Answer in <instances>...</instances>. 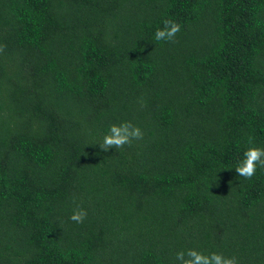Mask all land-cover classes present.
<instances>
[{
  "label": "trees",
  "instance_id": "1",
  "mask_svg": "<svg viewBox=\"0 0 264 264\" xmlns=\"http://www.w3.org/2000/svg\"><path fill=\"white\" fill-rule=\"evenodd\" d=\"M0 48V264H264V0H0Z\"/></svg>",
  "mask_w": 264,
  "mask_h": 264
},
{
  "label": "clouds",
  "instance_id": "2",
  "mask_svg": "<svg viewBox=\"0 0 264 264\" xmlns=\"http://www.w3.org/2000/svg\"><path fill=\"white\" fill-rule=\"evenodd\" d=\"M180 24L172 20L165 19L163 21V28L157 29L155 32V39L157 41H172L176 34L180 31ZM2 50V48H0ZM141 103H143L141 101ZM143 138V132L131 122H123L119 125L113 124L109 127L108 133L102 138L98 144L100 149L107 152L110 148H122L124 145H131L133 140H140ZM244 159L240 161L235 167L238 176L244 179H251L257 169V165L264 167V149L249 147L243 153ZM87 213L83 209H76L70 216V220L76 223H83ZM176 260L180 264H237L235 257H225L222 254L211 253L205 255L194 249H189L187 252H178Z\"/></svg>",
  "mask_w": 264,
  "mask_h": 264
}]
</instances>
